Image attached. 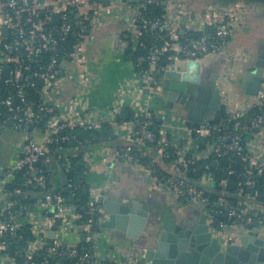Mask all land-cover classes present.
<instances>
[{"label":"built area","instance_id":"built-area-1","mask_svg":"<svg viewBox=\"0 0 264 264\" xmlns=\"http://www.w3.org/2000/svg\"><path fill=\"white\" fill-rule=\"evenodd\" d=\"M107 1L116 3L115 0H44L43 3L41 0H0V136L10 121L14 129L23 133L20 142L22 152L17 161L8 167L0 165V170H3L0 175V192L8 195L6 184L23 170L27 175L23 185L44 190L39 205L47 221L45 225L40 224L35 220L30 206L22 205L19 200L0 210V236L18 235L23 223L18 220L17 213L5 215V211L17 204L28 214L25 223L29 224L30 232L34 235L24 250L26 261L23 263L17 262L16 257L7 252L9 242L0 241V252L10 264H50V259H57L54 264H105L106 261L99 259L94 251L84 250L80 242L71 243L67 239L75 231L86 234L88 242L94 239V225L100 227L108 217L103 206L98 204L102 192L96 187H89L88 213L92 216L80 222L82 213L67 204L63 188L48 190V175L53 169L51 145L57 141L79 142L72 130L79 127L98 129L102 123H108L118 140L124 142L110 146L115 155L123 156L127 161L142 167L155 186L179 201L193 202L202 209L210 208V231L224 243L238 242L242 234H249L255 226L264 227V216L261 215L264 214V198L259 200L257 189L259 180L264 178V161L258 160L250 146L252 143H261L264 136V81L257 96H252L250 107L231 103L224 97L222 103L226 116L220 121L195 125L186 123L179 129L169 122H163L157 129L159 137L148 128V124L153 125L155 114L146 108L139 113L146 117L144 122L138 121V115L135 119H119L121 110L117 109L103 114L98 121L90 119L87 115V101L93 82L87 58L88 31L103 14ZM126 1L120 0L119 3ZM162 1L139 0L135 3V35L138 37L144 32H151L156 35L166 33L168 37L164 44H154L148 48L146 55L137 56L135 69L141 82L140 90L148 89L149 97L161 91L156 73L166 52H171V63L201 60L210 54L227 53L228 40L242 25L239 13L245 5L242 1L233 2L222 14L210 7L204 12L201 21L191 22L182 33L180 22L186 14L184 9H181L175 20L168 19L167 12L155 19L143 12L148 5ZM54 13H60L58 24L52 23ZM4 28L8 29L7 35L3 33ZM181 34H185L184 39ZM68 61L75 65L78 84L73 96L64 100L60 91L65 79V62ZM143 62L147 63V67L140 66ZM253 107L259 108V111L251 113ZM42 120L43 137L36 139L33 132ZM65 130L71 131L62 133ZM175 130L180 132L181 141L185 140L188 144L184 146L174 142L172 133ZM200 137L206 138L204 149L199 148ZM191 141L197 143L195 151L191 148ZM133 143L138 144L139 154L144 156L148 151L143 145L152 143V150L157 155L151 166H145L139 161L133 153ZM231 152H236L241 161L249 165L236 190L239 197L237 202L226 195L228 175L235 173L234 168L228 169L227 176L218 183L211 172L199 179L200 185L187 175L191 165L211 157L217 163L219 157ZM170 158H173L170 166L172 173L160 178L155 173L154 163L160 164L159 159ZM60 159L66 169L71 168L69 156L61 155ZM205 168L209 170L208 163ZM67 185L70 188L73 184L68 182ZM210 185L212 188L218 185L213 199L208 193ZM255 211H259V214L255 215ZM49 227L55 231L54 238L49 236ZM42 250L47 254L40 263H36L33 258ZM63 259H67V262H62ZM137 263L138 259L113 257L109 262Z\"/></svg>","mask_w":264,"mask_h":264},{"label":"crops","instance_id":"crops-1","mask_svg":"<svg viewBox=\"0 0 264 264\" xmlns=\"http://www.w3.org/2000/svg\"><path fill=\"white\" fill-rule=\"evenodd\" d=\"M234 1L167 0L166 16L170 20H175L181 9H184L186 14L180 22V29L183 33V30L191 22L201 21L208 8L214 7L217 12L222 14ZM246 2L239 13L242 25L227 42L229 67L221 75V89L225 97L231 103L242 107H250L253 102L252 97L240 87L241 75L246 67L245 62L253 52L258 51L259 43L264 42V2L254 0H246ZM135 8L134 2L128 3L127 1L106 4L103 14L96 23L90 26L87 58L93 85L87 101V115L90 119L98 121L103 114L111 110L128 109L131 111L129 118L131 119L146 108L153 112L156 118L158 114H163V119L159 124L169 122L179 129L181 125L192 122L185 116L176 115L180 104H172L173 107L170 108L171 103L167 97L159 94L149 97L145 90H140L141 82L136 75L134 66V51L140 47V36L135 35L133 28V19L137 13ZM93 25L96 27L93 28ZM64 74L65 79L61 85L60 96L67 100L73 96L78 84L74 63L65 62ZM137 107L139 108L138 113L135 111ZM216 115L217 113L209 114L206 121L214 119ZM118 116L120 118V115ZM179 133L178 130L173 131L172 139L185 146L188 143L185 140L181 141ZM33 134L36 139H42V127H35ZM22 140V131H18L8 124L0 136V165L8 167L17 161L22 152L20 146ZM118 141L124 143L122 140ZM110 146L113 145H104L84 152L85 178L89 187H96L106 197L125 202L138 199L144 205L147 204L155 208L159 214L170 213L177 219L183 218L185 213L199 214L198 205L193 202L179 201L165 190L155 186L149 174L142 167L127 161L123 156L115 155ZM250 146L258 160L264 161V144L252 143ZM60 156L59 154H50L54 188H65L62 184V172L64 171ZM161 164L163 167L166 166L164 162ZM210 189H212L211 185ZM6 197L7 195L0 192V207L8 206L13 202ZM39 200L29 209L35 214V220L45 225L47 221L41 213ZM258 212L255 211V215H258ZM261 215L264 216V214ZM27 218L28 214H26V220ZM53 231L54 229L49 227L50 237H52ZM82 234V232L75 231L69 234L67 239L71 243H81L83 242ZM137 243V240L128 237L125 232L99 227L94 235L93 249L96 256L104 261H106V257L137 259ZM0 264H10L3 258L1 252Z\"/></svg>","mask_w":264,"mask_h":264},{"label":"water","instance_id":"water-1","mask_svg":"<svg viewBox=\"0 0 264 264\" xmlns=\"http://www.w3.org/2000/svg\"><path fill=\"white\" fill-rule=\"evenodd\" d=\"M138 1L127 0L128 3ZM115 2L119 3L120 0ZM109 3L107 1L106 4ZM163 5H167V0H163ZM59 22L60 13H54L52 23ZM3 33L7 35L8 29L4 28ZM257 49L245 62L246 67L240 79V87L251 97L257 96L264 81V42L259 43ZM228 67L226 52L210 54L201 60L170 63L167 68L156 73L161 86L158 94L168 98L170 108L172 104H180L176 115L187 117L193 125L205 123L209 114L223 109L225 95L221 89V75ZM145 91L148 93V89ZM135 111L138 113L139 108ZM119 115L122 120H128L131 111L123 109ZM137 117L139 122L146 120L142 114ZM162 119L163 114H158L157 120L161 122ZM41 124H44V120ZM148 128L158 129L151 124H148ZM205 141V137H200L201 144ZM232 165L238 168L236 162ZM2 173L0 170V175ZM62 184L66 191L70 190L68 176L64 172ZM68 201L74 202L75 198L70 196ZM98 203L108 215L100 227L125 232L128 237L138 241L137 264H264V227L255 226L249 234H242L238 242L224 243L210 231V208L202 209L199 206L198 215L185 213L183 218L177 219L170 213L159 214L155 208L144 205L138 199L125 202L101 195ZM54 237L55 231L52 232ZM81 239L85 242L86 234H82ZM105 260V264H109L110 257ZM62 262L66 263L67 259Z\"/></svg>","mask_w":264,"mask_h":264},{"label":"trees","instance_id":"trees-1","mask_svg":"<svg viewBox=\"0 0 264 264\" xmlns=\"http://www.w3.org/2000/svg\"><path fill=\"white\" fill-rule=\"evenodd\" d=\"M147 13L148 17L151 18H161L166 13V6L163 5V1L158 4H152L148 5L147 8L143 11ZM209 29V28H208ZM207 29V30H208ZM185 34H181L182 38ZM196 35H198L196 33ZM184 39V38H183ZM168 40L167 34L163 33L162 35H156L151 32H144L140 36V47L134 51L135 53V60H134V66L137 68V56L139 54L146 55L148 52V48L151 47L154 44L162 45L165 43V41ZM171 55V52L168 51L164 54L162 59L160 60L158 64V70H163L165 67H167L171 63V59L169 56ZM141 67H147V63H141ZM32 91V90H31ZM259 108L253 107L251 109V113L258 112ZM226 116L224 108L219 111L216 115V117L212 120H209L210 123H215L217 121H220ZM120 119V118H119ZM131 119H135V116H133ZM160 122L157 120L156 116H153V127H159ZM37 127H43V124L38 123ZM153 130V129H152ZM71 130H65L62 133H69ZM154 133L159 137V133L156 130H153ZM72 132L77 136L78 141H72V142H62L57 141L56 143L51 145L50 154L52 155H64L69 156L72 161V166L69 169H66L64 166L62 167V170L66 173L68 176V182H71L73 185L70 187L69 191H66L63 187V193L66 196L67 204L70 206H73L75 210L82 213V217L80 218V222L87 221L92 215L88 213L89 210V201H90V193H89V185L85 178V171H86V164L83 159V154L86 151L94 150L99 147H102L104 145H116V144H123L119 143L118 138L112 131L110 125L108 123H102L101 127L98 129L95 128H75L72 130ZM247 142V140H246ZM200 143V142H199ZM144 148L148 151L147 155H141L138 151V144L133 143V153L136 155V157L139 159L141 163H143L145 166H151L153 158H154V151L152 150V143H145L143 145ZM205 144H199L200 149L205 148ZM76 154V155H75ZM159 163H154L155 173L160 177L163 178L168 175V173H172L170 170L171 162L173 158L170 159H160ZM236 161L238 164V168L233 167V162ZM162 162L166 163V166H162ZM209 164V170L205 168L206 164ZM249 165L246 162H242L241 158H239L238 155H236V152H231L228 155H223L218 158L217 163H214V159L211 157L209 159H203L197 163V165H191V167L188 169L187 175L188 177L192 178L197 185L199 184V179L207 174L208 172L212 173L213 179L216 183H218L221 179L227 176L226 172L230 168L235 169V173L233 175H228L229 178V187L227 190V197L235 202L238 201L239 197L236 194V190L238 187V184L240 181L244 179L243 172L247 170ZM193 168H196L194 170ZM174 172V171H173ZM52 173L48 175V190H57L59 188H54L52 185ZM25 172L19 171L14 179L11 182H8L6 184V190L8 192V195L6 198H9L8 200L16 201L19 200L22 205L32 206L37 202V200L41 199L44 194V190H42L40 187H34L29 186L26 187L23 185V182L26 178ZM218 189V185H215L212 189L208 191L210 197L213 199L216 196L215 191ZM257 189L259 191V200H263L264 198V178L262 177L257 185ZM75 194L74 196L72 194ZM70 196H73L75 198L74 202H69L68 198ZM99 204V203H98ZM3 207H0V210ZM10 212H16L18 216V220L23 223V225L20 227L18 231L17 236H0V241L5 240L10 243V246L8 248V253L10 256H14L17 259V262L23 263L26 261V256L24 254V250L27 246L28 241L32 240L34 238V235L30 232V226L29 224H26V211L21 210L19 204L13 205L5 211V215L9 216ZM222 218H224L222 216ZM95 231L99 229V225H94ZM80 246L82 249H87L90 251H94V239L92 241H85L81 242ZM46 251H38L33 260L36 263H40L44 257L46 256ZM57 259H50V264H53Z\"/></svg>","mask_w":264,"mask_h":264},{"label":"rangeland","instance_id":"rangeland-1","mask_svg":"<svg viewBox=\"0 0 264 264\" xmlns=\"http://www.w3.org/2000/svg\"><path fill=\"white\" fill-rule=\"evenodd\" d=\"M95 25H96V24H95ZM95 25H93V28L96 27ZM263 130H264V128H263ZM14 133H15V132H14ZM15 134H17V133H15ZM261 143L264 144V136H263V140L261 141ZM196 145H197L196 142L191 141V148H192L194 151L196 150ZM208 149H211V147L208 146ZM208 149H207V150H208Z\"/></svg>","mask_w":264,"mask_h":264},{"label":"flooded vegetation","instance_id":"flooded-vegetation-1","mask_svg":"<svg viewBox=\"0 0 264 264\" xmlns=\"http://www.w3.org/2000/svg\"><path fill=\"white\" fill-rule=\"evenodd\" d=\"M236 1H242V2L245 1V2H246V0H235L234 2H236ZM245 2H244V3H245ZM232 3H233V2H232ZM246 3H248V2H246Z\"/></svg>","mask_w":264,"mask_h":264}]
</instances>
